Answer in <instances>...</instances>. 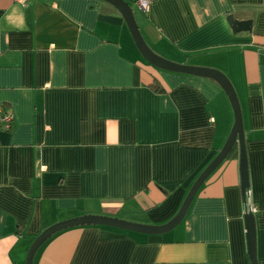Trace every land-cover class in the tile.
I'll use <instances>...</instances> for the list:
<instances>
[{"label": "crops", "instance_id": "obj_1", "mask_svg": "<svg viewBox=\"0 0 264 264\" xmlns=\"http://www.w3.org/2000/svg\"><path fill=\"white\" fill-rule=\"evenodd\" d=\"M125 1L155 53L232 82L264 264V0ZM0 104L13 115L0 129V264H25L45 227L83 214L166 223L233 123L216 81L149 63L104 0H0ZM32 264H251L238 144L171 230L74 226Z\"/></svg>", "mask_w": 264, "mask_h": 264}, {"label": "water", "instance_id": "obj_2", "mask_svg": "<svg viewBox=\"0 0 264 264\" xmlns=\"http://www.w3.org/2000/svg\"><path fill=\"white\" fill-rule=\"evenodd\" d=\"M104 1L112 4L114 7H116L119 10L121 15L123 16L124 21L126 22V25L129 29V32L131 34L135 46L137 47L139 53L149 63H151L152 65H154L159 69L207 77L216 81L228 98L233 113V123L223 146L211 159V161L206 165V167L201 171V173L197 176V178L193 181L184 200L180 205V208L169 221L160 225H150V224L132 222L117 217L98 215V214H83V215L63 219L45 227L34 238V240L32 241V243L30 244L27 250L25 264H32L37 249L53 234L63 229L71 228L74 226L105 225V226H111L115 228H120L128 231H134L145 234H161L171 230L185 216L191 204V201L193 200L200 185L203 183L206 177L222 162V160H224L227 157L228 153L232 150L235 143L238 144V148H239V174L241 181V194L243 198L245 197V193L249 190L248 163H247V154H246L245 139H244L242 113H241V108L237 93L229 78L222 71L218 69L211 67L180 64L177 62H173L169 59H166L161 55L155 53L144 40L139 30L138 24L135 20L131 6L125 0H104ZM227 21L228 23L234 25V29L236 31L250 30L249 21L235 20L231 15L228 16ZM244 221H245V229L247 236L248 255L251 264H257V258L255 253L254 214L252 212H246L244 214Z\"/></svg>", "mask_w": 264, "mask_h": 264}, {"label": "built area", "instance_id": "obj_3", "mask_svg": "<svg viewBox=\"0 0 264 264\" xmlns=\"http://www.w3.org/2000/svg\"><path fill=\"white\" fill-rule=\"evenodd\" d=\"M153 0H135V3L142 11H148ZM13 120V115L10 111L6 110L0 104V129H10ZM256 208L252 204L250 199L249 190L245 193V197L243 198V212H255Z\"/></svg>", "mask_w": 264, "mask_h": 264}, {"label": "trees", "instance_id": "obj_4", "mask_svg": "<svg viewBox=\"0 0 264 264\" xmlns=\"http://www.w3.org/2000/svg\"><path fill=\"white\" fill-rule=\"evenodd\" d=\"M151 88H153L154 90H159V86H157V84L153 83ZM237 152V143H235V145L233 146L232 150L228 153L226 158L232 157L236 154Z\"/></svg>", "mask_w": 264, "mask_h": 264}, {"label": "rangeland", "instance_id": "obj_5", "mask_svg": "<svg viewBox=\"0 0 264 264\" xmlns=\"http://www.w3.org/2000/svg\"><path fill=\"white\" fill-rule=\"evenodd\" d=\"M131 5H132V7H133V9H134V12H135V16H137L138 15V10H137V8L132 4V2H131ZM231 115H232V113H231ZM129 221V220H128ZM132 222H134V221H132ZM139 223V222H138Z\"/></svg>", "mask_w": 264, "mask_h": 264}]
</instances>
